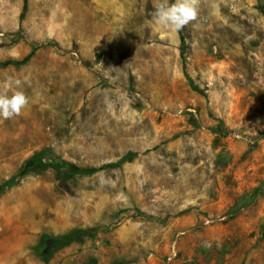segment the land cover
Listing matches in <instances>:
<instances>
[{"label":"rangeland","instance_id":"obj_1","mask_svg":"<svg viewBox=\"0 0 264 264\" xmlns=\"http://www.w3.org/2000/svg\"><path fill=\"white\" fill-rule=\"evenodd\" d=\"M174 2V0H170ZM0 0V264H264V0ZM26 58L24 63L12 64ZM101 175L107 183H101Z\"/></svg>","mask_w":264,"mask_h":264},{"label":"clouds","instance_id":"obj_2","mask_svg":"<svg viewBox=\"0 0 264 264\" xmlns=\"http://www.w3.org/2000/svg\"><path fill=\"white\" fill-rule=\"evenodd\" d=\"M200 0H152L151 19L164 30L179 32L198 20ZM31 86L30 79L7 75L0 81V118L12 119L22 114L32 102L22 86ZM101 175V183H107Z\"/></svg>","mask_w":264,"mask_h":264},{"label":"trees","instance_id":"obj_3","mask_svg":"<svg viewBox=\"0 0 264 264\" xmlns=\"http://www.w3.org/2000/svg\"><path fill=\"white\" fill-rule=\"evenodd\" d=\"M26 58H23L20 61L17 60H10L9 63L12 64H21L24 63ZM63 166L67 165L62 160H60L58 157H56L54 154H33L31 155L27 161L23 164L21 169L12 177L5 180L3 183L0 184V193L4 191L6 188H9L16 184L22 176L29 172L34 167H46V166ZM70 169L71 173H84V174H90L93 172V170H85V169H79L77 167H73L71 165H67Z\"/></svg>","mask_w":264,"mask_h":264}]
</instances>
